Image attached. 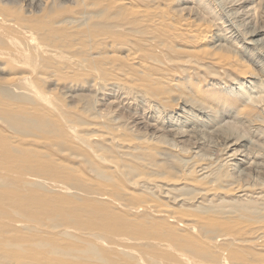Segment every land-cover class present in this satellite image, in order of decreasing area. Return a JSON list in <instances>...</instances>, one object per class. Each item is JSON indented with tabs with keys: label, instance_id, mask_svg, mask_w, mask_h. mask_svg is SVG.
Returning <instances> with one entry per match:
<instances>
[{
	"label": "rangeland",
	"instance_id": "1",
	"mask_svg": "<svg viewBox=\"0 0 264 264\" xmlns=\"http://www.w3.org/2000/svg\"><path fill=\"white\" fill-rule=\"evenodd\" d=\"M117 1L0 0V264H264V172L256 182L254 176L239 180V174L231 179L230 171L219 167L226 157L221 141L201 139L200 134L191 139L196 148L185 152L178 150L180 143L175 147L160 141L153 129H141L140 148L116 143L135 142L139 133L128 126L142 113L157 127L168 121L176 124L174 114L181 102L175 98L182 95L214 107L215 120L223 117L222 122H228L224 132L239 126L236 131L255 141L258 154H263L264 59L258 48L264 45V0H245L228 12L217 0H120L114 6ZM234 9H245L248 22L241 23L242 18L231 13ZM155 19H164L157 25L164 32L155 28ZM192 32L204 39L191 38ZM102 37L107 40L103 44ZM125 41L132 42L131 47ZM204 49L214 59L207 61ZM134 50L137 60L129 66L124 62ZM17 76L25 78L20 81ZM123 76H129L128 82L122 83ZM110 79L116 86L102 99L94 80ZM238 91L247 95L238 96ZM112 103L119 109L113 110ZM89 123L95 124L93 130ZM105 126L117 136L116 142L104 136ZM138 150H144L142 164L128 157ZM193 150L206 156L194 155ZM206 164L230 177L214 185L220 193L212 198L216 207L209 212L195 201V192L204 187L195 169ZM139 175L141 180V175L157 177L161 185L132 183ZM182 178L188 184L198 181V189L187 185L181 190ZM160 179L176 181V193L192 195V201L172 202L162 193L165 182ZM236 183L261 195L257 202L247 203L252 208L237 210L229 202L237 195ZM153 203L195 214L197 224L170 231L179 226L177 218L153 212L155 208L146 210ZM222 235L227 237L224 241Z\"/></svg>",
	"mask_w": 264,
	"mask_h": 264
},
{
	"label": "bare ground",
	"instance_id": "2",
	"mask_svg": "<svg viewBox=\"0 0 264 264\" xmlns=\"http://www.w3.org/2000/svg\"><path fill=\"white\" fill-rule=\"evenodd\" d=\"M27 1H29V0H27ZM150 1V0H149ZM151 1H153V0H151ZM218 2H216L217 4H221L222 5V7L225 9L226 8V11L228 10H232L233 8H235V6H241V4L242 3H244L245 2V0H217ZM214 3V2H213ZM118 5V4H121V1L120 0H118L117 2H115V4H114V6L115 5ZM123 4V3H122ZM118 7V6H117ZM218 7H220V5L218 6ZM27 8V7H26ZM216 8V7H215ZM240 8H242V7H240ZM156 9V8H155ZM217 9V8H216ZM253 9V8H252ZM251 9V10H252ZM150 10H152L151 8H150ZM158 10V9H157ZM218 10H220V9H218ZM245 10V9H244ZM244 10H241V12H237V9L235 10L234 9V11L232 12L231 11V13L236 17H238L239 16V18L241 19V23L243 22L242 20H244L245 19V21H247L248 22V13H246V10L244 11ZM145 11V10H144ZM144 11H143V13H144ZM153 11V10H152ZM227 11V12H228ZM254 11V10H253ZM136 12V11H135ZM161 12V11H160ZM224 12V11H223ZM225 14V13H224ZM230 14V13H229ZM136 15H137V13H136ZM143 15V14H142ZM166 15V14H165ZM164 15V16H165ZM168 15V14H167ZM166 15V16H167ZM172 15V14H171ZM251 15V14H250ZM133 16V15H132ZM139 16V15H138ZM152 16V15H151ZM162 16V15H161ZM229 16V15H228ZM129 17V16H128ZM145 17V16H144ZM148 17V16H147ZM160 17V16H159ZM163 17V16H162ZM233 18V17H232ZM152 19H154V17H152ZM165 19V18H164ZM164 19H162V20H164ZM143 20V19H142ZM149 20V19H148ZM151 20V19H150ZM162 20H154V25H155V28L157 27V25L159 24V22H161ZM166 20H167V18H166ZM185 20V19H184ZM145 21H147V20H145ZM153 21V20H152ZM151 21V22H152ZM169 21V20H168ZM244 21V22H245ZM250 21H251V19H250ZM189 22V21H188ZM240 22V21H239ZM243 22V23H244ZM145 23V22H144ZM147 23V22H146ZM162 23H163V21H162ZM164 24V23H163ZM162 24V25H163ZM166 24V23H165ZM172 23H170V25H171ZM225 24V23H224ZM249 24V23H248ZM151 25H152V23H151ZM153 25V26H154ZM169 25V26H170ZM173 25V24H172ZM233 25V24H232ZM125 26H126V24H125ZM153 26H151V28L153 29ZM164 26V25H163ZM167 26H168V24H167ZM166 26V27H167ZM197 27L199 26V25H196ZM241 26V25H240ZM173 27V26H172ZM203 27V26H202ZM232 27V26H231ZM139 28V27H138ZM159 27H157L156 29H158ZM161 28H165V27H161ZM204 28V27H203ZM234 28V27H233ZM238 28V27H237ZM156 29H154V30H156ZM160 29V28H159ZM158 29V30H159ZM198 29H199V27H198ZM206 29V28H205ZM241 29V28H240ZM243 29V28H242ZM163 30V32L165 31V29H162ZM162 30H159V32L161 31V33H162ZM247 30V29H246ZM170 31V30H169ZM191 31V30H190ZM235 31V30H234ZM153 32V31H152ZM154 32H156V31H154ZM173 32V31H172ZM195 32H196V30H195ZM190 33V35H191V32H189ZM151 34H153V33H151ZM159 34V33H158ZM157 34V37L159 36ZM169 34V33H168ZM177 34H178V32H177ZM201 34H203V33H201ZM127 35V34H126ZM162 35V34H161ZM170 35V34H169ZM200 35V34H199ZM207 35V34H206ZM131 36V35H130ZM134 36V35H133ZM163 36V35H162ZM203 36H205V34H203ZM203 36H202V38H203ZM238 36V35H237ZM164 37H165V34H164ZM172 37H174V36H172ZM191 38L192 37H198V35H197V33L196 34H194V36H193V32H192V36H190ZM199 37H201V36H199ZM198 37V38H199ZM159 38V37H158ZM161 38V37H160ZM167 38V37H166ZM226 38V37H225ZM224 38V39H225ZM106 39V38H105ZM105 39H104V37H102V39L100 38V43L101 44H103L104 42H106L105 41ZM130 39V38H129ZM128 39V41H130V40H132V39H130L129 40ZM168 39V38H167ZM200 40H201V38H199ZM204 39V38H203ZM202 39V40H203ZM247 39V38H246ZM93 41H95L94 39H92ZM99 40V39H98ZM175 40V39H174ZM201 40V41H202ZM92 41V42H93ZM135 41V40H134ZM126 42V41H125ZM125 42H124V44H125ZM132 42H133V40H132ZM132 42H129V44H132ZM152 42V41H151ZM161 42V41H160ZM177 42V41H176ZM248 43H250V42H248ZM126 44L127 45H129L128 44V42H126ZM173 44H174V42H173ZM233 44H234V42H233ZM251 44H252V42H251ZM135 45H137L136 44V42H135ZM138 45H141V44H138ZM148 45V44H147ZM216 45V44H215ZM220 45V44H219ZM219 45L217 44V46H218V48H220L219 47ZM235 45V44H234ZM253 45V44H252ZM102 46V45H101ZM130 46V45H129ZM133 46H134V44H133ZM238 46V45H237ZM131 47V46H130ZM165 47V46H164ZM215 47V46H214ZM210 48H212V46L210 47ZM216 48V47H215ZM256 49H257V47H255ZM129 49V48H128ZM137 49V48H136ZM141 49H142V47H141ZM209 49V48H208ZM254 49V48H253ZM259 52H258V50H256L258 53H260V55H258V56H260L262 59H264V45L262 44L259 48ZM55 50V49H54ZM154 50V49H153ZM194 50V49H193ZM205 50V49H204ZM217 50V49H216ZM224 50V49H223ZM225 50L227 51V53H228V50H227V48H225ZM230 50V49H229ZM155 51V50H154ZM214 51V50H213ZM218 51V50H217ZM220 51V50H219ZM218 51V52H219ZM222 51V50H221ZM233 51V50H232ZM231 50H230V53H234V51L232 52ZM151 52V51H150ZM165 52V51H164ZM205 52H206V50H205ZM225 52V51H224ZM207 53V52H206ZM255 53V52H254ZM253 53V54H254ZM169 54V53H168ZM189 54V53H188ZM210 53H207L206 55H208V56H206L205 57V59H207V61H208V59H209V57L211 58V55H209ZM212 54V53H211ZM217 54V53H216ZM219 54V53H218ZM215 55V54H214ZM213 55V56H214ZM248 55H250V54H248ZM138 56H139V53H138ZM141 56V55H140ZM198 56V58H199V56H200V54L199 55H197ZM212 56V57H213ZM203 57V56H202ZM201 57V58H202ZM219 57L220 56H218L217 58L219 59ZM222 57V56H221ZM254 58V57H253ZM142 58H140V60H141ZM145 59V58H144ZM200 59V58H199ZM204 59V58H203ZM204 59V60H205ZM211 59H214V57L213 58H211ZM218 59H215V64H216V60H218ZM135 60H137V57H136V54H135V50H134V52H133V54H131V56H129L128 58H126V61L124 62V63H127L129 66L130 65H132L133 63H136V61ZM148 60V59H147ZM176 60V59H175ZM220 60H223V59H220ZM220 60L217 62V63H220ZM116 61V60H115ZM142 61V60H141ZM149 61V60H148ZM148 61L146 62V61H143V62H146V63H148ZM209 61H213V60H209ZM225 61V60H224ZM142 62V63H143ZM191 62H192V60H191ZM205 62V61H204ZM226 62V61H225ZM152 63V62H151ZM193 63H194V61H193ZM201 63H202V61H201ZM109 64H111V63H107V65H109ZM122 65H123V63H121ZM190 64V63H189ZM196 64H199V63H196ZM261 64V63H260ZM259 64V65H260ZM113 65H115V64H113ZM142 65H145L144 63L142 64ZM194 65V64H193ZM200 65V64H199ZM110 66V65H109ZM108 66V67H109ZM121 66V65H120ZM119 66V67H120ZM147 66H150V65H147ZM152 66V65H151ZM150 66V67H151ZM197 66V65H196ZM222 66V65H221ZM110 67H112V66H110ZM116 67V66H115ZM115 67H112V68H114V70H115ZM224 67V66H223ZM226 67V66H225ZM112 68H109V69H111L110 71H112ZM121 68H122V66H121ZM124 68H126V66L124 67ZM160 68V67H159ZM123 69V68H122ZM128 69V68H127ZM160 69H162V68H160ZM196 69V68H195ZM133 70V69H132ZM148 70V69H147ZM126 70H124V72H125ZM150 71V70H149ZM159 71H161V70H159ZM93 72V71H92ZM116 72V71H115ZM130 72H131V70H130ZM140 72V71H139ZM144 72H145V70H144ZM151 72V71H150ZM150 72L148 73V74H150ZM129 73V72H128ZM127 73V75H129ZM143 73V72H142ZM140 74V73H139ZM143 74H145V73H143ZM132 75H133V73H132ZM137 75V73H135V76ZM167 75H169V74H167ZM134 76V75H133ZM133 76H130L131 78H133ZM154 76V75H153ZM152 76V77H153ZM27 77V76H26ZM122 77V76H121ZM127 77H129V76H127ZM127 77H124L123 76V78L124 79H126ZM158 77V76H157ZM15 78V77H14ZM23 78H25L24 76H17V78H15V79H20V81L21 80H23ZM42 78V77H41ZM123 78H121L122 80H123ZM130 78V79H131ZM136 78V77H135ZM137 78H139L138 76H137ZM143 78H144V76H143ZM148 78V77H147ZM116 79V78H115ZM119 79V81H122L120 78H118ZM129 79V80H130ZM156 79V78H155ZM102 80V79H101ZM107 80H109V78L107 79ZM128 79H126L125 81L123 80L122 81V83L123 82H126ZM133 80H135L134 78L133 79H131V81L130 82H132L133 83ZM140 81L142 80L141 79V77H140V79H139ZM161 80V79H160ZM110 81H112V82H110ZM110 81L109 82H107V81H96L95 82V80H94V83H96V85H94L95 87L97 86L98 88H101L102 89V99L103 98H105L107 95H110L111 93H109V92H107V90H111V89H114V86H116V83L117 82H114L113 81V79L111 80L110 79ZM152 81V80H151ZM128 82V81H127ZM93 83V82H92ZM131 83V84H132ZM137 84V79H136V81H134V84ZM141 83V82H140ZM144 83H146L147 84V82L145 81V82H143V86H144ZM169 83V82H168ZM193 83V82H192ZM126 84V83H125ZM190 84H191V82H190ZM140 85V84H139ZM91 86H93L92 84H91ZM121 86V85H120ZM124 86V85H123ZM133 86V85H132ZM136 85H134V87H135ZM145 86H147V85H145ZM191 86H192V84H191ZM196 86V85H195ZM198 86V85H197ZM199 86H201V83H200V85ZM94 87V88H95ZM192 87H194V84H193V86ZM239 87V86H238ZM136 88V87H135ZM137 88H139V87H137ZM140 88H142V90H143V88L144 87H140ZM139 88V89H140ZM196 88V87H195ZM129 90H130V88H128ZM145 89H147V88H145ZM145 89H144V91H145ZM190 89H192V88H190ZM239 89V88H238ZM96 90V89H95ZM95 90H94V92H95ZM118 90V89H117ZM195 90H198V89H195ZM237 90V89H236ZM240 90V89H239ZM165 91V90H164ZM113 92H114V90H113ZM112 92V93H113ZM116 92V91H115ZM123 92V91H122ZM131 92V91H130ZM137 92H139V91H137ZM149 92V91H148ZM162 92V91H161ZM171 92V91H170ZM239 92V91H238ZM264 92V91H263ZM155 93V92H154ZM172 93V92H171ZM100 94V95H101ZM115 94V93H114ZM116 94H117V92H116ZM120 94V93H119ZM128 94V93H127ZM127 94H125V95H127ZM149 94V93H148ZM147 94V95H148ZM162 94H163V92H162ZM162 94H161V96H160V98H162ZM166 94H168V93H166ZM239 94H242V96L243 95H245L246 94V91H242L241 93L239 92L238 93V96H240ZM262 94V93H261ZM123 95V94H122ZM132 95V94H131ZM139 95H142V93H140ZM138 95V96H139ZM145 95H146V93H145ZM146 95V96H147ZM164 95V94H163ZM171 95V94H170ZM235 95V94H234ZM247 95V94H246ZM115 96V95H114ZM120 96V95H119ZM124 96V95H123ZM150 96V95H149ZM167 96V95H166ZM165 96V97H166ZM175 96H176V94H175ZM249 96V95H248ZM257 96V95H256ZM115 97H117V96H115ZM121 97V96H120ZM126 97V96H125ZM128 97H129V95H128ZM132 97V96H131ZM131 97H130V99H131ZM141 97V96H140ZM139 97V98H140ZM143 97H144V95H143ZM143 97H141V98H143ZM169 97V96H168ZM250 97V96H249ZM262 97V96H261ZM138 98V97H137ZM145 98V97H144ZM152 98H154V97H152ZM156 98H157V96H156ZM159 98V99H160ZM167 98V97H166ZM184 98H186V97H184ZM183 97H182V95H181V97H177L176 96V98H175V101L176 100H179L181 103H180V107H179V111H178V113L177 114H174V115H176V116H174V122H176V124L175 123H173V122H171V121H168V123L166 124V126L165 127H157V125H156V123H151V122H148L146 119H144L143 118V113H142V118H140V119H137V120H135L134 122H132L131 124L130 123H128V125L130 124V126H128V129L130 130V131H132L133 130V132L134 133H136L137 132V134L139 133V136H137V138L135 139V137H134V140H135V142H125L124 141V143H121V142H119V141H117V136H115L114 137V132H113V134H112V132L111 131H109V128H107L106 126L105 127H103L102 128V130H105V132L104 131H102V133L104 134V136H107L109 139L111 138L112 140H110V141H112L113 143L114 142H116L117 144H118V146H120V144H121V146H123L124 148H126V147H129V149H131V150H134V149H132V147L134 148H137V147H139V145L141 144V142L138 140L139 138L141 139V132H142V130L144 129V130H151V129H153L151 132H153V134L155 133L156 135L158 134V136H156V138H158L160 141H162L163 143H166L167 145H169V146H177L179 143L181 144V146H178V150H180V151H188V149H193V148H196V146H193V144H194V142H192V138H193V136H195V135H199L200 134V138L202 139V137L203 136H205L204 137V139L206 138H208V139H211V138H214V140L216 139V140H218L219 142L221 141V145L224 147L223 148V150H225L224 152H225V154H226V157H224L223 158V160H222V163L220 162V164H219V167L220 166H222V168L223 169H225V171L227 172V170L228 171H230L229 173H228V175L231 177V179H232V177L234 178H236V176L239 174L240 175V177H241V179H240V177L238 176L237 178H239V180H243V178L242 177H245V176H254L255 177V179L254 180H252L253 182L256 180V178L257 177H260V175L264 172V153L263 154H258V150H256L255 149V147H256V145H257V143L255 142V141H253V140H249V139H247L243 134H240L241 133V131H240V133H238L236 130V128H238L239 126H236V128L234 129L233 127V130H231V129H229V130H231L230 132H224V130H226L225 129V127H228V125H227V123L228 122H222V120H223V117H220L218 120H215V116H216V109H213L212 107H210L209 105L207 106V105H204V104H202V102H200V101H198V99H195V98H189V99H184ZM188 98V97H187ZM210 98V97H209ZM258 99H256V98H254V97H252V98H249V99H256L255 101L254 100H252V101H254V102H260L261 101V99L259 100V97H257ZM106 99V98H105ZM104 99V100H105ZM119 99V98H118ZM133 99H135L134 97H133ZM147 99H148V97H147ZM151 99V98H150ZM163 99V98H162ZM168 99V98H167ZM108 100V99H107ZM128 100V99H127ZM144 100V99H143ZM149 100V99H148ZM156 100V99H155ZM161 100V99H160ZM159 100V101H160ZM166 100V99H165ZM169 100V99H168ZM168 100H166V101H164V104H166L167 102H168ZM109 101H111V100H109ZM114 101V100H113ZM117 101V100H116ZM115 101V102H116ZM125 101V100H124ZM129 101H133V100H129ZM154 101V100H153ZM170 101V100H169ZM172 101V100H171ZM179 101H178V103H179ZM104 102V101H103ZM118 102V104H119V101H117ZM126 102V101H125ZM143 102V101H142ZM150 102V101H149ZM162 102V101H161ZM166 102V103H165ZM174 102V101H173ZM106 103V102H105ZM104 103V104H105ZM109 102H107V104H108ZM140 103V102H139ZM144 103V102H143ZM172 103V102H171ZM170 103V104H171ZM246 103V102H245ZM252 103V102H251ZM157 104V103H156ZM155 104V105H156ZM96 105V104H95ZM142 105V104H141ZM148 105H149V103H148ZM151 105V104H150ZM154 105V104H153ZM167 105H169V104H167ZM177 105V104H176ZM118 106L119 105H117V104H114V103H112V105H110V107L114 110V107H115V109L117 110V108H118ZM129 106V105H128ZM127 106V107H128ZM143 106V105H142ZM152 106V105H151ZM188 107V110H192V109H194V110H196L197 111V113H199V115L198 114H190L189 112H187L186 110H185V108L184 107ZM117 107V108H116ZM177 107H178V105H177ZM109 108V107H108ZM108 108H107V110H108ZM140 108V107H139ZM145 108H147V107H145ZM153 108L155 109V107L153 106ZM159 108V107H158ZM112 109L111 110H108V112L109 111H112ZM119 109V108H118ZM129 109H130V107H129ZM144 109V108H143ZM142 109V110H143ZM149 109H150V107H149ZM123 110V109H122ZM146 110H148V108L146 109ZM152 110V109H151ZM125 111V110H124ZM123 111V112H124ZM143 111H145V110H143ZM149 111V110H148ZM157 110H155V112H156ZM161 111V110H160ZM218 111V110H217ZM121 112V111H120ZM132 112V111H131ZM133 112H134V110H133ZM136 112V111H135ZM139 112V111H138ZM192 112V111H191ZM215 112V113H214ZM106 113V112H105ZM137 113V112H136ZM145 113V112H144ZM153 113H154V111H153ZM158 113H159V111H158ZM124 114V113H123ZM138 114V113H137ZM157 114V113H156ZM107 115V114H106ZM134 115V114H133ZM152 115V114H151ZM155 115V114H154ZM159 115V114H158ZM161 115V114H160ZM172 115V114H171ZM149 116V115H148ZM155 116H157V115H155ZM198 116V117H197ZM200 116V117H199ZM219 116V115H218ZM126 117H128V116H126ZM134 117V116H133ZM160 117V116H159ZM165 117V116H164ZM149 118V117H148ZM119 119V118H118ZM217 119V118H216ZM125 120V119H124ZM123 120V121H124ZM131 120V119H130ZM163 120V119H162ZM103 121V120H102ZM111 121V120H110ZM157 121V120H156ZM155 121V122H156ZM160 121V120H159ZM228 121V120H227ZM109 122V121H108ZM112 122V121H111ZM127 122V121H126ZM163 122V121H162ZM98 123V122H97ZM102 123V122H101ZM101 123L99 122V124L101 125ZM104 123V122H103ZM107 123V122H106ZM122 123V122H121ZM120 123V124H121ZM230 123V122H229ZM232 123V122H231ZM236 123V122H235ZM234 123V124H235ZM238 123V122H237ZM240 123V122H239ZM90 124V123H89ZM88 124V125H89ZM119 124V123H118ZM119 124V125H120ZM234 124H232V125H234ZM247 124V123H246ZM68 125V124H67ZM92 125V126H91ZM93 125H94V128H95V124H90V128H92V130H93ZM97 125V124H96ZM125 125V124H124ZM224 125V126H223ZM227 125V126H226ZM231 125V126H232ZM70 126V125H69ZM72 126V125H71ZM123 126V125H122ZM248 126V125H247ZM75 127V126H74ZM83 127V126H82ZM109 127V126H108ZM115 127H117V126H115ZM115 127L113 128V129H115ZM124 127V126H123ZM186 127H187V129H186ZM89 128V129H90ZM108 130H106V129ZM119 128V127H118ZM117 128V129H118ZM122 128V127H121ZM224 130H223V129ZM243 128H245V127H242V129ZM112 129V128H111ZM110 129V130H111ZM116 129V130H117ZM142 129V130H141ZM241 129V128H240ZM255 129H257V128H255ZM95 130V129H94ZM141 130V131H140ZM143 130V131H144ZM237 132H235V131ZM253 131H255V130H253ZM257 131V130H256ZM256 131H255V133H256ZM260 131V130H259ZM110 132H111V135L112 136H110ZM117 132H118V130H117ZM149 132V131H148ZM263 132V131H262ZM99 133V132H98ZM123 133V132H122ZM248 133V132H247ZM261 133V132H260ZM259 133V134H260ZM102 134V135H103ZM148 134V133H147ZM258 134V133H257ZM264 134V133H263ZM262 134V135H263ZM96 135V134H95ZM101 135V137H103ZM127 135V134H126ZM136 135V134H135ZM149 135V134H148ZM261 135V134H260ZM261 135V136H262ZM99 136V135H98ZM145 136V135H144ZM207 136V137H206ZM15 137V136H14ZM97 137V136H96ZM147 137V136H146ZM256 137V136H255ZM132 140H133V138H131ZM149 139V138H148ZM155 139V138H154ZM153 139V140H154ZM256 139V138H255ZM14 140V139H13ZM100 140V139H99ZM107 140V139H106ZM128 140V139H127ZM130 140V139H129ZM131 140V141H132ZM133 140V141H134ZM146 140V139H145ZM150 140V139H149ZM158 140V141H159ZM212 140V139H211ZM258 140V139H257ZM263 140V139H262ZM121 141V140H120ZM147 141V140H146ZM146 141H144V142H146ZM152 141V140H151ZM158 141H156V143L158 142ZM206 141V140H205ZM13 142V141H12ZM15 142V141H14ZM102 142V141H101ZM111 142V143H112ZM119 142V143H118ZM148 143L150 142V141H147ZM206 142H208V141H206ZM210 142V141H209ZM217 142V141H216ZM110 143V142H109ZM152 143V142H151ZM183 143H185V144H183ZM134 144H135V146H134ZM264 144V143H263ZM150 145V144H149ZM148 145V146H149ZM213 145V144H212ZM259 145H261V144H259ZM191 146V147H190ZM258 146V145H257ZM131 147V148H130ZM142 147V146H141ZM144 147V146H143ZM146 147V146H145ZM150 147V146H149ZM262 147V146H261ZM140 148V147H139ZM138 148V149H139ZM198 148V147H197ZM115 149V148H114ZM128 149V148H127ZM255 151H254V150ZM116 150H117V148H116ZM126 150V149H125ZM140 150V149H139ZM138 150V151H139ZM200 150V149H199ZM199 150H196V151H192L193 152V154L195 153V154H197L198 152H199ZM262 150V149H261ZM129 151V150H128ZM142 151V150H141ZM144 151V150H143ZM142 151V152H143ZM146 151H147V149H146ZM145 151V152H146ZM103 152V151H102ZM132 152H134V151H132ZM131 151H130V153H132ZM142 152H140L139 151V153H135L134 152V154L132 153V156L130 157V156H128L129 158H133L132 159V162L134 163V164H142L141 163V161L143 162V160H144V162H145V158H144V153L143 154H140V153H142ZM261 152V151H260ZM264 152V151H263ZM97 152H95L94 154H95V157L97 156L98 157V159H102V155H100L99 153L98 154H96ZM118 153V152H117ZM122 153V152H121ZM119 154V153H118ZM126 154V153H125ZM129 154V153H128ZM194 154V155H195ZM106 155H108V154H106ZM163 158L165 159V151L163 152ZM197 155H200V156H202L203 157V155H205L206 156V154H205V152H202V153H199V154H197ZM262 155V156H261ZM120 156V155H119ZM123 158V157H122ZM121 158V156H120V159H122ZM100 159V160H101ZM104 159V158H103ZM107 159V158H106ZM124 159V161H125V158H123ZM127 159V158H126ZM105 160V159H104ZM115 160V161H114ZM114 160H111V161H113V162H115V164H116V162H117V165H118V161H116L117 159H114ZM128 160V159H127ZM188 160V159H187ZM186 159L185 160H180V162H186L187 161ZM107 161H108V159H107ZM110 161V160H109ZM110 161V163H112ZM123 161V160H122ZM128 162H130V159H129V161ZM127 162V163H128ZM131 163V162H130ZM114 164V165H115ZM114 167V166H113ZM117 167V166H116ZM119 167V166H118ZM198 167V166H197ZM200 167V168H199ZM198 168V170H196L195 169V171L197 172V173H199L198 175L201 177V179H204V180H202V181H204V182H202L203 184H204V187L202 186V187H200V192H195L196 193V195H197V200H196V198H195V201L197 202L196 204L197 205H200L201 207L200 208H202L203 209V211H207V210H209V211H211V210H213V209H215V205H213L212 204V198L213 197H215L218 193H220V190H219V188H215V184L217 183V182H219V181H223L224 182V180H226V179H228V178H230V177H228V175L227 174H225L224 172V174H222V172H221V174L219 175V174H217L216 172H217V170H215V168H213V169H211V165H208V164H206V165H202V166H199ZM170 167H167V169H169ZM116 169V168H115ZM218 169V168H217ZM117 170V169H116ZM179 170H181V167H180V169ZM169 171H170V169H169ZM219 173V172H218ZM144 175V174H143ZM177 176V175H176ZM134 178V177H133ZM136 178V179H135ZM134 179H132V183H139V184H146L147 182L149 183V181L151 182H153L154 184H155V181H156V183L158 182V180H157V177H154L153 178V176H152V178H150V177H142V175H141V178H145L144 180H141L140 179V175H139V178H137V177H135ZM234 178V179H235ZM261 178H263V176L261 177ZM179 179H180V177H179ZM250 179V178H249ZM146 180H148V181H146ZM161 180V179H160ZM182 180V181H181ZM180 181H181V183H183L184 185L180 188L181 190L183 189V188H186L187 187V185H190V186H192V188L195 190V189H198L197 188V186H198V184H199V182L198 181H196L195 183H193L192 182V184H188V182H186L185 180H183V178L181 179ZM229 180V179H228ZM245 180V179H244ZM88 181V180H87ZM162 181V180H161ZM227 181V180H226ZM230 181V180H229ZM251 181V182H252ZM90 182V181H89ZM162 182H165V181H162ZM161 182V183H162ZM228 182V181H227ZM250 182V183H251ZM256 182V181H255ZM159 183V182H158ZM157 183V184H158ZM177 182L176 181H166L164 184H165V191H163L162 190V193L163 192H165V197H168L169 198V196H170V198L172 199V202H175V201H178V202H180L181 204H185V203H188V202H191L192 201V197H190V196H192V195H185V193L184 194H177L176 193V191H179L180 189L179 188H176L175 187V184H176ZM90 184H91V182H90ZM160 184V183H159ZM230 184H232V183H229V185ZM237 185H235V186H237L236 187V189H237V195H235L231 200H229V202H231V203H235V207H236V209L237 210H239L240 208H242V209H244V210H247L248 208H252V206H251V204H247V203H255V202H257V201H255L256 199L255 198H258V197H260L261 195H259L258 197H257V195H253L254 193H252V191H251V193H250V191H248L249 189H248V187H249V185H246L245 186V183L244 184H242V185H239L238 183H236ZM248 184V183H247ZM252 184V183H251ZM89 185V184H88ZM92 185V184H91ZM90 185V186H91ZM136 185V184H135ZM161 185V184H160ZM162 185H163V183H162ZM167 185V186H166ZM217 185H219V184H217ZM254 185H256V183L254 184ZM151 186H152V184H151ZM96 187V186H95ZM155 187H156V184H155ZM157 188V187H156ZM155 188V189H156ZM151 189V188H150ZM159 189V188H158ZM161 189H163V187H161L160 188V190ZM248 189V190H247ZM151 192V191H150ZM256 193H258V192H256ZM255 193V194H256ZM260 193V192H259ZM187 194V193H186ZM194 195V194H193ZM212 196V197H211ZM164 197V196H163ZM167 198V199H168ZM262 198V197H261ZM263 199V198H262ZM260 200V199H259ZM261 201V200H260ZM145 202H147V204L149 203L150 204V202H148V201H145ZM153 201H151V203H152ZM226 203V202H225ZM264 203V202H263ZM154 204V203H153ZM150 205V207L148 208V209H146V210H150V208H155V211H153V212H160L161 213V215H167V216H169V217H171L172 219H175V218H177V221L176 222H178L179 223V226H182V227H177V226H175L173 229H170V231H176L177 229H181V228H183V227H189V226H191V225H193L192 223H194V222H196L195 223V225L197 224V221H196V218L197 217H195V216H197V215H195L194 214V216L193 215H188V214H184V213H182V212H179V211H177L176 209H172V208H170L169 206H167V205ZM259 204V203H258ZM115 206V205H114ZM145 206V208H147L148 206L147 205H144L143 204V207ZM264 206V205H263ZM262 206V207H263ZM142 208V207H141ZM145 210V211H146ZM209 211H207V212H209ZM233 212H235V211H233ZM211 213V212H210ZM182 214H184V215H182ZM212 216V215H211ZM225 217V216H224ZM221 218H222V216H221ZM200 220H203V219H201V218H198V221H200ZM222 221V220H221ZM200 223V222H199ZM263 226V225H262ZM53 229V228H52ZM55 230V229H54ZM174 231V232H175ZM254 231H256V230H254ZM28 233L29 232H27V235H28ZM24 234V233H23ZM30 234V233H29ZM175 234V233H174ZM30 236V235H29ZM225 237L226 236H223L222 235V237H221V239L224 241V239H225ZM227 238V237H226ZM220 240V239H219ZM204 241V240H203ZM251 241V240H250ZM206 242V241H205ZM246 242V241H245ZM244 243V242H243ZM242 243H240V245H241ZM245 244V243H244Z\"/></svg>",
	"mask_w": 264,
	"mask_h": 264
}]
</instances>
